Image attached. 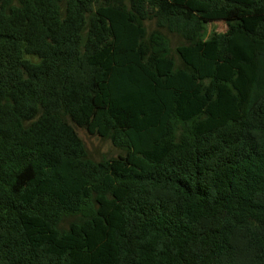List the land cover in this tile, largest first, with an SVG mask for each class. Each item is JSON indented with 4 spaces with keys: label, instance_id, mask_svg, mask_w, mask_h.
I'll return each instance as SVG.
<instances>
[{
    "label": "trees",
    "instance_id": "1",
    "mask_svg": "<svg viewBox=\"0 0 264 264\" xmlns=\"http://www.w3.org/2000/svg\"><path fill=\"white\" fill-rule=\"evenodd\" d=\"M0 264H264V0H0Z\"/></svg>",
    "mask_w": 264,
    "mask_h": 264
},
{
    "label": "rangeland",
    "instance_id": "2",
    "mask_svg": "<svg viewBox=\"0 0 264 264\" xmlns=\"http://www.w3.org/2000/svg\"><path fill=\"white\" fill-rule=\"evenodd\" d=\"M148 31H152L157 28V24L155 20L147 21ZM227 30V25L223 21H215L206 24L204 37L209 38L215 32H224ZM164 32H167L168 36L171 39L172 47H173V55L176 58H179V55L176 51L178 45L184 42V39L181 35L176 33H170L167 29H164ZM78 133L82 137L85 145L87 147L90 158L95 161H101L105 159H110L114 157H118L120 154H124V150L116 147L113 142L109 138H104L99 135H92L84 128H77ZM74 217H67L63 223L64 227H67L71 221H73Z\"/></svg>",
    "mask_w": 264,
    "mask_h": 264
}]
</instances>
